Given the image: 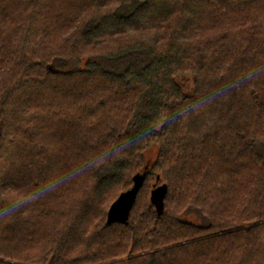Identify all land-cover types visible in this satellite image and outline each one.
I'll list each match as a JSON object with an SVG mask.
<instances>
[{
  "label": "trees",
  "instance_id": "trees-1",
  "mask_svg": "<svg viewBox=\"0 0 264 264\" xmlns=\"http://www.w3.org/2000/svg\"><path fill=\"white\" fill-rule=\"evenodd\" d=\"M0 264H264V0H0Z\"/></svg>",
  "mask_w": 264,
  "mask_h": 264
},
{
  "label": "rangeland",
  "instance_id": "rangeland-1",
  "mask_svg": "<svg viewBox=\"0 0 264 264\" xmlns=\"http://www.w3.org/2000/svg\"><path fill=\"white\" fill-rule=\"evenodd\" d=\"M179 82L182 84V86L184 87V90L187 93H191L194 89V84H193V80L190 77H180L179 78Z\"/></svg>",
  "mask_w": 264,
  "mask_h": 264
},
{
  "label": "water",
  "instance_id": "water-1",
  "mask_svg": "<svg viewBox=\"0 0 264 264\" xmlns=\"http://www.w3.org/2000/svg\"><path fill=\"white\" fill-rule=\"evenodd\" d=\"M130 197H131V195H128V197H126V201H128ZM123 216H124L125 219H126V215H123Z\"/></svg>",
  "mask_w": 264,
  "mask_h": 264
},
{
  "label": "clouds",
  "instance_id": "clouds-1",
  "mask_svg": "<svg viewBox=\"0 0 264 264\" xmlns=\"http://www.w3.org/2000/svg\"><path fill=\"white\" fill-rule=\"evenodd\" d=\"M35 198H36V197H29L28 199L31 200V199H35ZM24 202H27V200L24 201Z\"/></svg>",
  "mask_w": 264,
  "mask_h": 264
}]
</instances>
